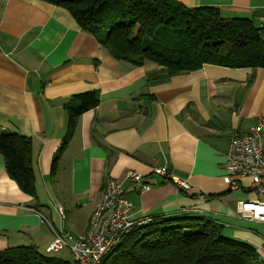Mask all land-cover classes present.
I'll list each match as a JSON object with an SVG mask.
<instances>
[{
	"label": "crops",
	"instance_id": "crops-1",
	"mask_svg": "<svg viewBox=\"0 0 264 264\" xmlns=\"http://www.w3.org/2000/svg\"><path fill=\"white\" fill-rule=\"evenodd\" d=\"M178 1L215 6L264 28V0ZM158 68L116 60L62 6L0 0V128L32 139L38 190V201L23 192L0 153V250L32 245L49 252L55 231L83 237L106 180L123 181L134 170L150 182L143 191L124 180L138 211L134 217L210 218L225 236L264 256V222L237 212L248 191L232 190L225 181L231 139L264 116V68L204 64L150 80ZM92 90L100 103L81 115L53 178L54 154L67 133V105ZM155 166H166L169 175H155ZM171 177L187 180L189 188ZM49 197H55L52 207L43 204Z\"/></svg>",
	"mask_w": 264,
	"mask_h": 264
},
{
	"label": "trees",
	"instance_id": "trees-1",
	"mask_svg": "<svg viewBox=\"0 0 264 264\" xmlns=\"http://www.w3.org/2000/svg\"><path fill=\"white\" fill-rule=\"evenodd\" d=\"M66 8L79 27L93 34L116 59L159 68L150 80L163 81L204 64L264 68V28L252 19L227 17L215 6L189 7L178 0H45ZM67 105L68 127L54 154L51 177L72 139L81 115L100 103L97 90ZM0 153L8 175L38 201L33 141L0 128ZM38 203V202H37ZM187 212H182L185 214ZM251 244L223 234V226L203 216L155 217L136 226L102 264H262ZM0 264H75L42 254L36 246L0 250Z\"/></svg>",
	"mask_w": 264,
	"mask_h": 264
},
{
	"label": "built area",
	"instance_id": "built-area-1",
	"mask_svg": "<svg viewBox=\"0 0 264 264\" xmlns=\"http://www.w3.org/2000/svg\"><path fill=\"white\" fill-rule=\"evenodd\" d=\"M153 173L162 177L169 175L166 166H155ZM181 188H189L187 180L171 177ZM124 180L136 183L141 190L150 189V182L143 174L130 170ZM123 181L108 178L102 190L101 200L90 217L86 236L74 238L69 233L55 231L48 247L57 252L69 246L75 264H102L108 253L123 237L153 218L138 219V211L127 199V188ZM225 181L230 189L240 186L249 193L247 199L239 202L237 212L243 217L264 222V116L259 115L256 124L244 135L234 136L226 156ZM58 212L65 218V211L58 206ZM264 243V238H263Z\"/></svg>",
	"mask_w": 264,
	"mask_h": 264
},
{
	"label": "rangeland",
	"instance_id": "rangeland-1",
	"mask_svg": "<svg viewBox=\"0 0 264 264\" xmlns=\"http://www.w3.org/2000/svg\"><path fill=\"white\" fill-rule=\"evenodd\" d=\"M47 201H50V202H43V204L48 206V207H52L53 202L55 201V197L54 198L49 197V200H47ZM40 203H42V200H40ZM43 204H40L42 210H44L45 208H48V207L44 206ZM57 208H58V206H57ZM179 215H186V214H179ZM84 236H86V235H84ZM41 250H42V254H45L47 256L61 258L63 260L70 261V262H73V260H74L73 255H72L69 247H67V246H65L62 250H60L58 252H45L43 249H41ZM258 254L260 255L261 260H263L262 264H264V256H262L259 252H258Z\"/></svg>",
	"mask_w": 264,
	"mask_h": 264
},
{
	"label": "bare ground",
	"instance_id": "bare-ground-1",
	"mask_svg": "<svg viewBox=\"0 0 264 264\" xmlns=\"http://www.w3.org/2000/svg\"><path fill=\"white\" fill-rule=\"evenodd\" d=\"M58 252V251H57Z\"/></svg>",
	"mask_w": 264,
	"mask_h": 264
}]
</instances>
